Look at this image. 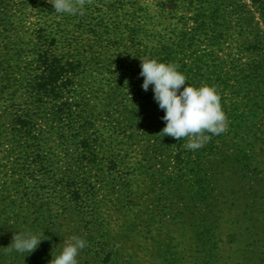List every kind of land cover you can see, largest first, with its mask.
I'll return each mask as SVG.
<instances>
[{"label": "trees", "instance_id": "16d2710c", "mask_svg": "<svg viewBox=\"0 0 264 264\" xmlns=\"http://www.w3.org/2000/svg\"><path fill=\"white\" fill-rule=\"evenodd\" d=\"M145 58L174 63L186 83L214 85L226 131L207 133L197 149L185 147L188 137L163 135L164 110L151 85L141 86ZM18 94L24 99L15 101ZM51 131L71 147L62 184L54 154H43ZM4 134L9 153H19L18 184L38 167L63 194L58 207L85 226L97 222L95 192L105 187L115 209L133 215L132 225L164 241L155 252L161 264H264V0H151L144 7L83 0L82 15L57 14L49 0H0ZM14 202L0 196L5 208ZM16 209L0 216V235L43 234L44 247L62 226L48 204L32 219ZM184 216L192 230L188 257L181 242L161 236ZM105 236L91 250L108 261Z\"/></svg>", "mask_w": 264, "mask_h": 264}, {"label": "rangeland", "instance_id": "374dc122", "mask_svg": "<svg viewBox=\"0 0 264 264\" xmlns=\"http://www.w3.org/2000/svg\"><path fill=\"white\" fill-rule=\"evenodd\" d=\"M124 3L125 5L135 4L136 6L144 7L150 5L151 0H124ZM90 4L93 9L97 7L93 2H90ZM104 91H107V89H104ZM21 96L23 95L20 94L19 98H16L15 101L23 100L24 98H21ZM3 102L4 101H2V103ZM96 104L95 101L93 105ZM59 134L60 133H54L52 131L46 132L44 135L46 146L43 149V154L46 152H49V156L54 154V158L58 163L52 168L53 174L56 177L55 179H58L59 183L62 184L63 176H61V173H66L67 171L68 157L66 158V156L69 154V157H71V150L67 149L71 147L60 143V140L57 138L59 137ZM9 149H11L10 139L8 135L4 134V137L0 138V196H9L11 200H14L15 198V206H8L5 208V205L0 204V216L3 218L7 216H9V218L12 217V212H15L18 207V209L24 210L23 216L26 212H28L27 215L31 213L30 217L32 219L36 212H39V208L46 209V205L48 204L53 215H58V223L62 226L59 228L58 233L56 232L57 234H51V240L48 245L44 247H42V244L38 245L35 248V252L33 250L30 253L7 251V244L10 243V239L13 237L9 231H5L0 235V264H48L52 259V256L57 255L61 250L63 246L62 241L68 240L73 234H77L84 239L91 236L92 239L90 243L86 240V247L80 250L77 257L78 264H161L158 261L155 252L157 251L158 246H161L158 242L162 243L164 241H159L157 237L152 239L151 235H146L141 223L135 224V222H133L134 225H132L131 220L133 215L131 214L130 218L124 216V211L121 212L120 210H116L114 202L117 201L109 196L105 187H101L102 190L95 192L97 201L94 206V213L98 218L97 222L88 223L85 226V222H87L86 220L82 219L80 221L74 213L72 216H69L68 211H65L66 209H63V206L61 208L58 207L63 204L60 200V197L63 194L60 193L57 195L58 193L56 192V189L58 190L59 188L53 184L49 185V183L40 176L41 171L38 167H33L32 175L24 178V182L21 181V183L18 184L17 178L14 176L15 168L13 166V161L18 157L19 153L18 151H14L11 154L9 153ZM65 152L67 153L65 154ZM23 185L27 187V192L21 188ZM28 196H31L32 200L29 201L32 203L31 205L26 202L27 200L25 198ZM114 197L116 196L114 195ZM139 197H141L140 194ZM63 215L65 216V219H63ZM134 220L137 221L136 218ZM99 221L102 224V227L100 228L97 226ZM183 222L184 224H182ZM188 222L189 220L184 216L179 218L171 227H166L165 224L161 234L162 238H166L165 244L171 242V245L174 246L176 242L179 244L181 242L182 245H179L178 250L183 252L186 257H188L190 252L188 250L189 246L192 244L191 240L188 239L192 231L187 225ZM2 232L3 231H1L0 234ZM101 236L108 238V243L105 245V253L108 255V261H105L103 255L99 258L93 257L94 253L92 252L94 251L91 250V248H93L91 243H95V241L99 240V237ZM171 238L174 240L172 239V241H170ZM167 247L170 248V246ZM167 247L164 246V248L168 249ZM109 258H111L110 261ZM183 263L187 264L185 261H183Z\"/></svg>", "mask_w": 264, "mask_h": 264}, {"label": "clouds", "instance_id": "9594fccd", "mask_svg": "<svg viewBox=\"0 0 264 264\" xmlns=\"http://www.w3.org/2000/svg\"><path fill=\"white\" fill-rule=\"evenodd\" d=\"M57 14H83V0H49ZM142 88L147 91L151 85L153 99L164 110L161 117L165 126L161 132L174 138L188 137L187 149L203 146L212 135L226 131L227 116L221 104L220 93L214 85L199 86L186 83L187 77L171 62L157 58L141 59ZM43 234L28 231L16 232L7 251L32 252L43 239ZM57 255L48 264H78V254L86 247L83 237L73 234L63 240Z\"/></svg>", "mask_w": 264, "mask_h": 264}]
</instances>
